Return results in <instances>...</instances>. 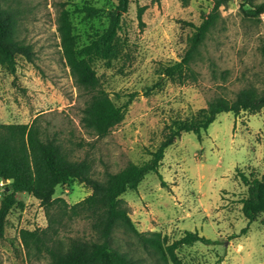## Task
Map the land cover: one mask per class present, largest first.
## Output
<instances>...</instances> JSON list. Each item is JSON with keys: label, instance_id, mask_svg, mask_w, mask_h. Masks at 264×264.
Returning a JSON list of instances; mask_svg holds the SVG:
<instances>
[{"label": "rangeland", "instance_id": "rangeland-1", "mask_svg": "<svg viewBox=\"0 0 264 264\" xmlns=\"http://www.w3.org/2000/svg\"><path fill=\"white\" fill-rule=\"evenodd\" d=\"M217 1L130 0L117 37L120 57L110 66L97 62L95 70L117 105L130 93L140 95L122 123L98 138L82 126L86 98L69 69L60 25L62 19L70 24V43L81 48L106 30L118 1L13 0L16 36L31 46L33 55L18 57L14 74L0 66V123L30 124L38 118L47 135L57 138L73 159L93 162L99 180L107 171L146 163L173 118L190 117L218 97L232 100L241 90L264 89V15L250 19L239 8L246 1L264 0H223L193 63L197 79L185 85L167 81L163 90L144 95L159 81L164 65L183 58L194 31L191 24L199 26ZM85 6L103 11L89 17ZM197 136L182 133L165 151L159 168L165 185L151 173L136 192L122 197L138 232L159 238L164 256L120 228L114 248L144 264H264V214L252 223L245 218L241 201L248 188L239 175H264V108L256 114L222 113L201 139ZM5 184L0 180V206ZM91 193L85 184L72 181L59 186L54 198L64 197L74 205ZM17 200L23 207H14L7 216L0 264H48L45 258L29 259L20 237L23 229L47 226L45 209L29 194L18 193ZM189 231L212 243L169 250ZM65 233L95 239L89 221L83 219L70 222Z\"/></svg>", "mask_w": 264, "mask_h": 264}, {"label": "trees", "instance_id": "trees-1", "mask_svg": "<svg viewBox=\"0 0 264 264\" xmlns=\"http://www.w3.org/2000/svg\"><path fill=\"white\" fill-rule=\"evenodd\" d=\"M12 1L0 0V66L10 74L16 72L18 57L31 59L33 55L31 46L16 36L18 17L11 8ZM117 1L116 8L109 15L106 30L95 35L81 48H75L70 43V24L62 19L60 25L69 69L80 95L86 98L82 126L89 134L98 138L106 137L113 128L122 123L129 106L140 95L139 92L130 93L124 104L117 105L103 88L95 70L97 62L110 66L121 55L122 48L117 37L122 27V17L129 10L130 0ZM223 2L217 1L213 12L205 17L199 26L191 24L194 31L189 38L185 55L178 62L164 65L159 81L147 88L144 95L149 96L154 91L163 90L167 81L185 85L197 79L193 68L194 60L215 24L216 12ZM247 3L248 1L239 7L246 17L255 20L264 15V2ZM83 11L89 17H96L103 9L85 6ZM143 12L144 8H140V19ZM261 52L264 57V42ZM263 108L264 89L241 90L232 100L215 98L207 107L190 117L173 118L165 127L161 144L151 152L149 161L142 165L131 163L116 173L107 171L103 180L94 177V165L90 159H73L69 150L57 138L47 135L38 123V118L30 124L0 123V180L7 181L0 206V241L4 237L6 219L10 211L14 207H23L17 200V194L25 193L40 201L47 217L45 228L23 229L20 232L22 245L29 259L45 258L48 259V264H144L141 259L114 248L113 238L119 228L133 234L146 247L150 245L164 256V247L159 238L147 237L138 232L127 209L122 205V197L129 192H136L151 173L157 174L165 185L159 168L165 151L182 133H195L201 139L202 133L208 131L220 114H256ZM239 175L248 188L247 197L241 201L242 212L252 223L264 214V175L252 179L244 173ZM72 181H78L91 188V195L74 205H70L64 197L54 198L59 186H67ZM75 219L89 221L95 239L67 236L65 230ZM185 233L169 250L197 242L212 243L210 239L198 233Z\"/></svg>", "mask_w": 264, "mask_h": 264}, {"label": "water", "instance_id": "water-1", "mask_svg": "<svg viewBox=\"0 0 264 264\" xmlns=\"http://www.w3.org/2000/svg\"><path fill=\"white\" fill-rule=\"evenodd\" d=\"M4 183H6L7 181L6 180H3Z\"/></svg>", "mask_w": 264, "mask_h": 264}]
</instances>
